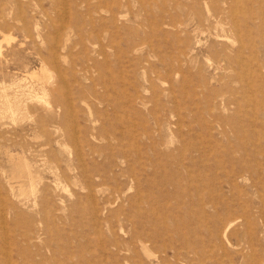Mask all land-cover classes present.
Listing matches in <instances>:
<instances>
[{
    "label": "rangeland",
    "instance_id": "obj_1",
    "mask_svg": "<svg viewBox=\"0 0 264 264\" xmlns=\"http://www.w3.org/2000/svg\"><path fill=\"white\" fill-rule=\"evenodd\" d=\"M0 264H264V0H0Z\"/></svg>",
    "mask_w": 264,
    "mask_h": 264
},
{
    "label": "bare ground",
    "instance_id": "obj_2",
    "mask_svg": "<svg viewBox=\"0 0 264 264\" xmlns=\"http://www.w3.org/2000/svg\"><path fill=\"white\" fill-rule=\"evenodd\" d=\"M70 154V153H69ZM234 223V222H233ZM119 225V224H118Z\"/></svg>",
    "mask_w": 264,
    "mask_h": 264
}]
</instances>
